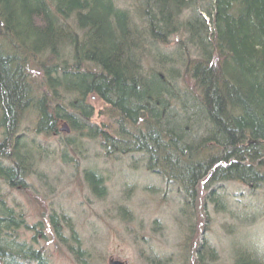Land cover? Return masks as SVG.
<instances>
[{
	"label": "trees",
	"instance_id": "obj_1",
	"mask_svg": "<svg viewBox=\"0 0 264 264\" xmlns=\"http://www.w3.org/2000/svg\"><path fill=\"white\" fill-rule=\"evenodd\" d=\"M137 1L131 13L114 0H0V179L25 187L34 173V157L11 137L32 106L39 133L60 135L65 120L114 153H141L149 170L190 198L200 182L264 188V0ZM174 37H182L180 45ZM29 59L56 61L44 67L48 91L39 98L30 92ZM93 94L112 121H91L86 98ZM85 177L103 194L98 171ZM4 183L0 264H53L45 245L19 237L22 227L39 243L48 224L62 243L84 248L60 212L48 213L44 225L27 224L4 197ZM254 252L235 256V264H264ZM87 254L85 261L74 252L79 264H89Z\"/></svg>",
	"mask_w": 264,
	"mask_h": 264
},
{
	"label": "rangeland",
	"instance_id": "obj_2",
	"mask_svg": "<svg viewBox=\"0 0 264 264\" xmlns=\"http://www.w3.org/2000/svg\"><path fill=\"white\" fill-rule=\"evenodd\" d=\"M114 1L131 13L139 5L137 0ZM174 38L180 45L182 37ZM32 61L27 68L29 87L39 98L48 91L44 67L56 61L47 65ZM59 92L71 98L63 89ZM86 101L94 111L92 122L112 121L108 107L95 94ZM24 114L11 137L24 142L34 157L35 170L25 187H11L0 179L3 195L31 227L48 222V213H62L80 235L84 248L78 251L83 259L89 253V264H109L111 257L127 264H165L168 256L172 264H235L234 257L249 249L264 257V188L234 180L208 188L200 182L190 198L181 185L149 170L141 153H114L101 139L72 131L68 122L69 131L63 130V120L60 135L48 136L37 130L38 115L32 106ZM87 170L103 176V194L90 187ZM49 226L45 228L48 237L40 244L38 234L24 232L27 242L40 248L45 245L53 264H79L76 246L62 243ZM63 227V235L69 238L67 225Z\"/></svg>",
	"mask_w": 264,
	"mask_h": 264
},
{
	"label": "bare ground",
	"instance_id": "obj_3",
	"mask_svg": "<svg viewBox=\"0 0 264 264\" xmlns=\"http://www.w3.org/2000/svg\"><path fill=\"white\" fill-rule=\"evenodd\" d=\"M63 121H65V120H63ZM63 123H66V121L65 122H63ZM62 123V124H63ZM66 124H68V123H66ZM60 131V130H59ZM3 136V135H2ZM2 136H0V138L2 139L3 137ZM1 139H0V145H4V143H3V141H1ZM6 146V145H5ZM28 180H26V182H27ZM14 211L15 212H18V211H16V209H14ZM19 213V212H18ZM21 214V213H20ZM24 232H27V230L24 228V227H22L21 229H19V231L17 232L18 233V235H20L19 237L21 238L23 235H26ZM76 233H78V232H76ZM27 236V235H26ZM202 247V246H201ZM172 256H168V257H166V259L164 260V262L165 261H168V263H165V264H172L173 263V261H172V259H170ZM196 258V257H195Z\"/></svg>",
	"mask_w": 264,
	"mask_h": 264
},
{
	"label": "water",
	"instance_id": "obj_4",
	"mask_svg": "<svg viewBox=\"0 0 264 264\" xmlns=\"http://www.w3.org/2000/svg\"><path fill=\"white\" fill-rule=\"evenodd\" d=\"M64 127H65V129H63V130L69 131V130L67 129L66 123L64 124ZM109 263H110V264H127V263H125V262H123V261L121 262V261H119V260L113 259L112 257H111V259L109 260Z\"/></svg>",
	"mask_w": 264,
	"mask_h": 264
}]
</instances>
